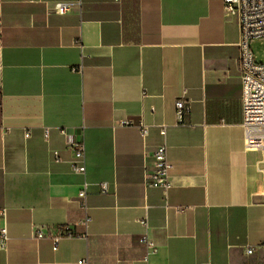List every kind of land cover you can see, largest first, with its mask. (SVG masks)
Listing matches in <instances>:
<instances>
[{"label": "crops", "instance_id": "0c3cea01", "mask_svg": "<svg viewBox=\"0 0 264 264\" xmlns=\"http://www.w3.org/2000/svg\"><path fill=\"white\" fill-rule=\"evenodd\" d=\"M61 1L76 6L59 14ZM239 39L224 0H0V264H264V150L245 145ZM81 140L85 174L69 147ZM162 143L167 197L146 180ZM62 225L75 234L56 250L35 236Z\"/></svg>", "mask_w": 264, "mask_h": 264}, {"label": "built area", "instance_id": "2783aa9c", "mask_svg": "<svg viewBox=\"0 0 264 264\" xmlns=\"http://www.w3.org/2000/svg\"><path fill=\"white\" fill-rule=\"evenodd\" d=\"M227 11L238 16L240 24L239 47V64L242 79V108H243V126L245 129V145L249 150H264V62H258L255 59L254 52L251 48L253 39L264 37V0H224ZM76 3L70 1H61L56 3L54 9L59 14H67ZM190 111V105L183 97L176 101L177 123L184 124L186 115ZM122 124L130 125L131 121H124ZM139 127L142 135L145 137L149 133V128L143 122ZM66 133V130H61ZM166 126L160 127V134L166 136ZM30 132H26V137ZM48 137V131L45 132ZM69 147L73 150L74 159L72 169L75 172L85 174L86 166V145L83 140L70 141ZM56 160L60 159L58 151H54ZM173 165L169 159L168 147L166 143L160 144L153 152V168L146 174L148 185L162 189L167 197L171 188L170 175ZM102 191L107 192L108 187L103 183ZM87 183L83 185L78 193V199L84 216L77 223L88 228L91 217L88 214L87 203ZM182 209V208H180ZM4 214V210L1 211ZM141 223L148 227V219L145 217ZM75 233L70 225H62L59 233L51 235L46 232L44 227L39 226L35 229L36 238H51L54 250L58 249L59 242L64 236H72ZM86 235V234H84ZM9 239L8 229L6 226L0 228V246L5 247ZM148 250V254L158 251L157 244L147 235L141 237ZM264 249V241L260 244ZM253 247L248 248V253H252ZM81 260L80 262H82Z\"/></svg>", "mask_w": 264, "mask_h": 264}, {"label": "rangeland", "instance_id": "374dc122", "mask_svg": "<svg viewBox=\"0 0 264 264\" xmlns=\"http://www.w3.org/2000/svg\"><path fill=\"white\" fill-rule=\"evenodd\" d=\"M251 48L254 52L256 61L264 62V37L253 39Z\"/></svg>", "mask_w": 264, "mask_h": 264}]
</instances>
